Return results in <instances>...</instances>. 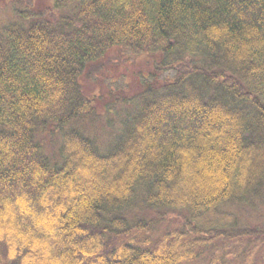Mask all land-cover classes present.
Listing matches in <instances>:
<instances>
[{
    "label": "trees",
    "instance_id": "obj_1",
    "mask_svg": "<svg viewBox=\"0 0 264 264\" xmlns=\"http://www.w3.org/2000/svg\"><path fill=\"white\" fill-rule=\"evenodd\" d=\"M0 4V264H264V0Z\"/></svg>",
    "mask_w": 264,
    "mask_h": 264
},
{
    "label": "rangeland",
    "instance_id": "obj_2",
    "mask_svg": "<svg viewBox=\"0 0 264 264\" xmlns=\"http://www.w3.org/2000/svg\"><path fill=\"white\" fill-rule=\"evenodd\" d=\"M12 14V7L11 4H7V5H2L0 4V22H5ZM124 53H121L119 51H114L111 52L112 53V62L109 63L107 65V70H104L105 73V77L103 78V85H104V89L103 90H98L97 86H98V78L99 75L101 74H93L91 75V78H87L85 79L87 88L89 89V87L92 89V92H94L95 90H97L98 93H102V92H108L109 90H113V91H117L118 89H124L122 90V96H130V89H134L133 87L127 88L130 82L135 81L136 79L139 80V82L143 79V75L141 74H137V71L140 70L143 73L149 74V70L151 69V66H148V59L140 56V57H136L131 55L129 52L127 51H123ZM117 57V58H116ZM140 63L142 64V66L140 65ZM151 65V64H150ZM98 72V71H97ZM136 75H140V76H136ZM121 95V94H120ZM123 99H122V103H118V108H120L121 105H123ZM113 117L115 119H117V115H115V113L113 114ZM105 120H102V123H100V125H96L95 127H97L99 129L100 134L104 133V143H109L110 140H108L106 137L109 136L110 134V129L111 128H104L103 129V124H104ZM85 126V125H84ZM102 136V135H101ZM61 144V137L59 136V134H57L54 138L53 141L51 142H47L46 147L44 148V151L46 153H48L49 155H51L52 153H56L59 145ZM52 158V157H51ZM219 175L216 174L214 177H218ZM238 209H236L237 211ZM243 216H253L254 217V212L251 211H245L243 214H240V218L243 220ZM175 218H171L170 220H173ZM240 220V221H242ZM173 223V222H172ZM172 223H170V225H168L167 223H163L159 226H157L155 228L156 234H163L164 232H167L171 229L172 227ZM167 230V231H166ZM203 263H206V261H204Z\"/></svg>",
    "mask_w": 264,
    "mask_h": 264
}]
</instances>
